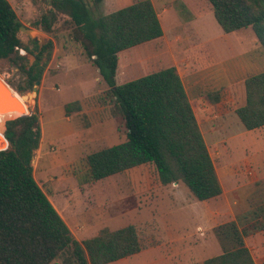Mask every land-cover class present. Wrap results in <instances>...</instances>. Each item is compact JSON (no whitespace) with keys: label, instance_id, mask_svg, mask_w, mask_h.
I'll return each mask as SVG.
<instances>
[{"label":"rangeland","instance_id":"1","mask_svg":"<svg viewBox=\"0 0 264 264\" xmlns=\"http://www.w3.org/2000/svg\"><path fill=\"white\" fill-rule=\"evenodd\" d=\"M8 1L22 25L36 31L35 39L19 33L33 51H20L29 66L38 53L32 40L40 48L54 44L37 90L19 95L29 98L23 101L27 113L40 117L36 181L73 236L82 243L106 229L134 226L143 251L113 264H203L224 252L216 229L237 222L255 263L264 264V231L251 218L244 220L264 205V128L248 131L236 115L246 101L245 81L264 73V47L252 29L226 34L206 0H151L163 37L119 54L117 85L177 69L223 187L219 198L198 202L182 183L163 186L153 164L91 179L87 157L125 143V122L113 115L99 71L69 36L64 26L69 18L58 16L48 35L39 21L55 17L49 0ZM84 1L98 20L142 0ZM0 76L14 88L25 85L26 76L15 66L0 64ZM75 102L81 111L67 117L66 105ZM5 128L3 123L0 134Z\"/></svg>","mask_w":264,"mask_h":264},{"label":"trees","instance_id":"2","mask_svg":"<svg viewBox=\"0 0 264 264\" xmlns=\"http://www.w3.org/2000/svg\"><path fill=\"white\" fill-rule=\"evenodd\" d=\"M47 1V0H46ZM54 19L44 15L39 27L52 34L57 17L88 61L99 71L113 103V115L125 122L127 141L87 157L93 181L153 164L160 183H182L198 202L223 194L215 164L202 134L184 83L175 67L117 85L119 54L159 40L164 31L151 0H142L98 20L84 0H49ZM226 34L252 29L264 47V0H206ZM100 4L103 0H93ZM22 23L8 0H0V64L17 67L25 85L16 93H30L42 81L54 47L49 41L29 66L33 51L19 37ZM246 101L236 115L248 131L264 128V73L245 81ZM66 116L80 112L78 102L65 107ZM42 141L37 111L8 121L0 134V264H113L140 254L142 238L134 226L103 230L97 237L79 242L36 181L33 159ZM254 228L264 231V205L254 208ZM245 230L244 232H247ZM223 254L203 264H256L246 246L239 223L216 229ZM246 235V234H245Z\"/></svg>","mask_w":264,"mask_h":264},{"label":"water","instance_id":"3","mask_svg":"<svg viewBox=\"0 0 264 264\" xmlns=\"http://www.w3.org/2000/svg\"><path fill=\"white\" fill-rule=\"evenodd\" d=\"M20 32L28 35L31 39H35L33 37L36 34V31L33 29H29L22 25L20 27ZM39 85L40 82L37 83L36 87H38ZM36 87L34 88L35 91L37 90ZM10 91H11L10 87L5 83L4 79L0 76V99L2 101V105L0 106V114L14 116V118L9 121L30 115L28 113L22 114L23 103L21 102V96L17 94L13 89L12 92ZM17 115L19 116L16 118Z\"/></svg>","mask_w":264,"mask_h":264},{"label":"bare ground","instance_id":"4","mask_svg":"<svg viewBox=\"0 0 264 264\" xmlns=\"http://www.w3.org/2000/svg\"><path fill=\"white\" fill-rule=\"evenodd\" d=\"M11 91L10 92H12V89H10ZM32 95V94H31ZM23 101H29V98L27 97V96H25L24 98H23ZM22 100H21V102L23 103L22 104V114H26L27 113V109H26V105L24 104V102H23ZM2 105V101H1V99H0V106ZM19 115H17L16 116V118L18 117ZM14 118V116H11V115H6V114H0V127L2 126V124L3 123H7L9 120H11V119H13ZM3 129V128H2Z\"/></svg>","mask_w":264,"mask_h":264},{"label":"crops","instance_id":"5","mask_svg":"<svg viewBox=\"0 0 264 264\" xmlns=\"http://www.w3.org/2000/svg\"><path fill=\"white\" fill-rule=\"evenodd\" d=\"M159 16V15H158ZM160 18V17H159ZM160 21H161V19H160ZM11 89V88H10ZM61 214V213H60ZM125 260V259H124ZM122 261V260H121ZM118 262H120V261H118Z\"/></svg>","mask_w":264,"mask_h":264}]
</instances>
